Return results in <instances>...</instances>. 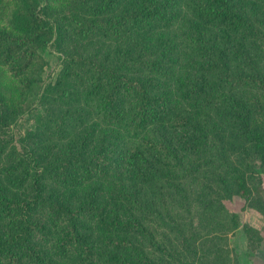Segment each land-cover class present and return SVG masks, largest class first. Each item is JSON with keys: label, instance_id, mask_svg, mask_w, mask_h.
I'll return each mask as SVG.
<instances>
[{"label": "trees", "instance_id": "trees-1", "mask_svg": "<svg viewBox=\"0 0 264 264\" xmlns=\"http://www.w3.org/2000/svg\"><path fill=\"white\" fill-rule=\"evenodd\" d=\"M44 1L0 0V64L18 88L5 94L0 80V264H203L175 208L190 211L180 179L209 162L211 110L234 102L242 84L260 91L235 129L257 155L264 189V68L252 55L260 48H247L264 42V0L247 9L243 0H185L183 16L174 0L121 10L116 0H73L55 15ZM206 23L219 40L206 37ZM51 40L74 48L46 81ZM34 108L30 126L9 127ZM211 158L223 212L215 236L251 231L227 205L233 194L250 198L245 169ZM219 249L211 264H234Z\"/></svg>", "mask_w": 264, "mask_h": 264}, {"label": "rangeland", "instance_id": "rangeland-1", "mask_svg": "<svg viewBox=\"0 0 264 264\" xmlns=\"http://www.w3.org/2000/svg\"><path fill=\"white\" fill-rule=\"evenodd\" d=\"M73 0H46L48 6V14L55 15ZM139 0H116L117 4L115 8L121 10L127 6L135 7ZM172 8H177L180 11V16H183L186 12L185 0H174ZM258 3H262L259 1ZM251 4L256 5V0H243L242 7L249 8ZM189 18L197 17L191 12H187ZM65 24V23H64ZM207 28L206 37L211 35H219L220 31L218 27L213 24L206 23ZM70 32V31H68ZM211 35H210V34ZM238 32H234L229 40L236 43L240 40ZM215 39H220L218 36ZM106 41V40H105ZM247 48H260L259 50H252L253 58L255 59L256 67L261 72L264 68V42L261 39L254 40L253 43L247 41ZM255 47V44H258ZM246 44V42H245ZM74 48L72 44L64 45L61 50L57 49L54 43L47 42V46L42 50V55L45 59V63L40 70L41 76L48 81L50 78L53 80L61 67L64 51H70ZM257 59V60H256ZM240 62L246 63L247 57L239 56ZM5 66L0 64V80L1 88L5 94L16 95L18 88L16 85V79L12 78L5 70ZM32 73V72H31ZM32 75H35L32 73ZM257 91L248 84H242L237 87L236 100L231 103H220V108L217 106L211 110L213 117V123L206 129V148L205 151L210 157L209 162L202 165L198 171L192 175L180 179L184 182L187 188V194L190 201L189 213L182 211V207H175L181 211L180 216L182 227L185 233L188 235V242L194 246L197 250V254L203 257V264H211V255L216 254L215 250L218 246L219 251L226 254H235L236 258L238 253L244 248H247L248 252H253L264 242V189L259 184L258 174L253 171V167L256 165L257 155L249 147L244 145L242 139L239 137L237 130L235 129L238 115H241L245 107L249 104V97L252 93ZM260 91H257L258 94ZM34 95V93H32ZM242 109V110H241ZM36 108L21 114V116L14 120L9 127L12 130L23 131L26 126H30L33 122V118L36 114ZM241 110V111H240ZM246 144V142H245ZM217 156L222 160L241 166L247 173L248 184L251 189V195L248 200H244L242 197L233 194L230 202H227L230 211L237 213L243 224H247L251 227V231H245L240 225L238 228L231 230L219 229L218 234L214 230L213 226L216 224V216L221 217L223 212L218 209L216 192H218V185L214 181V172L217 171L216 163L211 156ZM191 217V218H190ZM190 218V219H189ZM221 222L226 224L224 219ZM189 230L190 233L188 232ZM251 233L256 236L255 239L251 237ZM185 256L188 253L184 252ZM233 256H231L232 258ZM232 261V260H231ZM230 261V262H231ZM58 264H71L67 259H60ZM229 264V263H228Z\"/></svg>", "mask_w": 264, "mask_h": 264}, {"label": "crops", "instance_id": "crops-1", "mask_svg": "<svg viewBox=\"0 0 264 264\" xmlns=\"http://www.w3.org/2000/svg\"><path fill=\"white\" fill-rule=\"evenodd\" d=\"M253 252H248L245 247L238 253L234 264H264V242Z\"/></svg>", "mask_w": 264, "mask_h": 264}]
</instances>
